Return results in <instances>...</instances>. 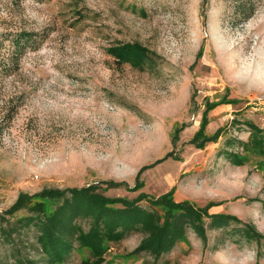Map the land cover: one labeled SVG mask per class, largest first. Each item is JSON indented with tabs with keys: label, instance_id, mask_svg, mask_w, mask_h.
I'll list each match as a JSON object with an SVG mask.
<instances>
[{
	"label": "rangeland",
	"instance_id": "1",
	"mask_svg": "<svg viewBox=\"0 0 264 264\" xmlns=\"http://www.w3.org/2000/svg\"><path fill=\"white\" fill-rule=\"evenodd\" d=\"M124 43L149 58L117 61L110 48ZM207 104L206 132L222 130L199 148ZM248 122L264 128V0H0V216L21 192L125 181L134 191L105 193L211 203L207 242L188 229L155 259L135 252L134 232L105 242L103 264H264V236L244 232L264 235V155L244 145ZM36 235L0 234V260L41 258ZM86 259L76 244L65 264Z\"/></svg>",
	"mask_w": 264,
	"mask_h": 264
},
{
	"label": "trees",
	"instance_id": "2",
	"mask_svg": "<svg viewBox=\"0 0 264 264\" xmlns=\"http://www.w3.org/2000/svg\"><path fill=\"white\" fill-rule=\"evenodd\" d=\"M110 53L119 62L135 65H141L149 58V51L137 43L117 44L110 48ZM211 109L213 106L207 104L201 125L191 139L196 147L203 148L206 143L220 136L222 129L212 135L206 132L209 123L207 112ZM248 123L252 131L244 145L264 155V128ZM174 137L178 138V134H174ZM236 157V163L243 162L240 156ZM124 186L134 191L125 181L105 180L82 187H46L33 194L21 192L16 201L2 212L0 234L5 242L11 243L23 228L34 227L41 258L25 257L18 251L14 256L15 264H65L76 244L90 249L92 255V259L77 264H103L105 242H120L134 232L143 234L135 252L148 253L155 259L170 252L188 229L207 242L205 219L209 215L211 203L196 206L189 201L176 202L172 199V192H168L159 196L150 207H144L140 205L144 194L129 199L105 193L109 189ZM21 211L26 215L11 221L10 218ZM210 217H215L219 222H226L227 219L239 221L229 214L217 213ZM244 232L251 239L264 236L252 225H248ZM0 264L8 263L0 260Z\"/></svg>",
	"mask_w": 264,
	"mask_h": 264
}]
</instances>
